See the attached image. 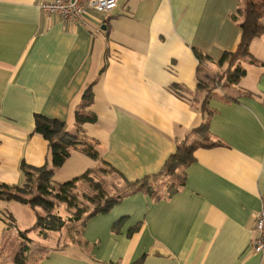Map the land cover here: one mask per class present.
<instances>
[{"label": "crops", "instance_id": "crops-1", "mask_svg": "<svg viewBox=\"0 0 264 264\" xmlns=\"http://www.w3.org/2000/svg\"><path fill=\"white\" fill-rule=\"evenodd\" d=\"M38 2L0 0V184L25 187L32 172L52 167L35 115L76 131L89 90L85 110L95 119L81 130L98 158L75 149V176L101 163L132 185L36 264L264 263L251 250L253 216L264 204L262 34L250 43L244 75L208 99L211 140L192 130L207 119L193 50L216 62L236 48L238 0H119L111 13L88 11L75 24L44 14ZM184 141L215 145L194 149L193 161L176 170L182 184L161 197L135 190Z\"/></svg>", "mask_w": 264, "mask_h": 264}, {"label": "trees", "instance_id": "trees-1", "mask_svg": "<svg viewBox=\"0 0 264 264\" xmlns=\"http://www.w3.org/2000/svg\"><path fill=\"white\" fill-rule=\"evenodd\" d=\"M238 11H241L242 18L239 21V27L241 30L240 39L236 46V48L232 51H224L217 60V62H212L210 57L203 54L201 51L194 49V55L198 59V71L200 70V74L197 77V86L199 89L203 90V97L200 102V112L202 116L207 117L206 120L200 122L197 126L192 128V130L196 133H202L208 140H211V136L208 131V120L209 116L212 113V110L208 107V99L212 96L213 92L221 90V87H229L232 84H236L238 80L244 75L245 69L239 66L240 59L246 56H250L249 46L251 41L262 34L264 32V23L262 19L264 17V0L261 1H251L246 0L245 5L241 8H237ZM251 57V56H250ZM250 60L256 62L255 59L250 58ZM215 64L218 67H224L225 73L219 79L218 77L216 81L212 85L204 80V76L202 77L201 71L205 69L208 64ZM174 91L180 94V87L176 84L173 85ZM91 92L86 90L83 95V104L79 110L76 112V131L75 133H71L66 128V123L62 120L56 118H48L41 114L35 115V126L34 132L41 134L47 141L51 154V168H42L38 170L40 172L37 174L35 179V191L31 198L22 197L19 192H23L24 188L18 185H7L0 184V197L9 198V199H17L25 204H28L31 208H34L35 205L40 204L45 206L47 209H51L54 207V201H58L66 204L67 207H75L78 209L76 202L74 201V196L69 194V191L75 186V183L84 177L86 174L83 173L81 176H76L73 180H69L65 183H58L54 185L51 183L50 176L53 173V168L60 167L65 160L69 157L72 149H80L87 156H90L93 159L98 158V151L95 147V143H89L84 134H82L81 124L85 122H93L95 116L86 112V107L91 103L92 97ZM187 142L184 141L181 145H178L176 151L173 154H170L169 157L165 160L163 166L157 172L144 176L141 180H145L151 176L158 175H167L173 176L176 173L177 168L180 166L187 165L191 161H193L192 152L198 146L201 147H210L215 145L214 142ZM24 173L29 178L30 172L24 168V165H21ZM30 179V178H29ZM182 184V182H181ZM180 184V185H181ZM127 188L131 189L132 184H126ZM135 190H145L152 197L159 198L156 191L151 188L145 187L143 184L138 186H134ZM128 191V192H129ZM126 194V193H125ZM125 194L111 197L106 199L105 202L101 206H97L93 211H91L82 221L80 227H82L86 220L89 217L101 212H106L113 205H115ZM75 214H77L75 212ZM37 216V221L34 223L32 227L26 229L24 231H19V235L22 237V240L28 239L25 236L26 232H31L35 228L41 227L45 230H59L65 224V220L60 216H54V220H50L47 216ZM75 220H79L78 217ZM45 233V232H44ZM44 236V234H42ZM45 237V236H44ZM141 259H138L132 264H139ZM14 264H25V258L22 254H18L15 258Z\"/></svg>", "mask_w": 264, "mask_h": 264}, {"label": "rangeland", "instance_id": "rangeland-1", "mask_svg": "<svg viewBox=\"0 0 264 264\" xmlns=\"http://www.w3.org/2000/svg\"><path fill=\"white\" fill-rule=\"evenodd\" d=\"M245 2L246 0H238L239 7L242 8ZM241 14L242 12L240 11V15ZM262 37L264 39V32H262ZM260 42L263 44L264 41ZM260 53L264 54V48L260 50ZM246 58L243 57L240 59L239 66L243 69L250 66L246 62ZM254 64L257 67V64ZM260 64H262V62ZM262 66H264V62ZM223 72L225 73L224 68L207 66L201 71V75L202 77L204 76L203 78L205 81L212 85L215 83H212V81H216L217 77L219 82ZM239 85L242 86L241 84ZM239 85L238 87H240ZM226 88L228 87H221V90H225L227 93L229 90ZM69 132L75 133V130H69ZM199 134L201 135L202 141L208 140L202 133ZM84 137L89 143L94 144L90 138L85 135ZM75 152H77V150L72 149L69 157L75 154ZM88 157L91 159L90 156ZM68 158L66 159L68 161L65 160L66 163L64 162L60 167L53 170L55 175L52 173L50 181L54 185L56 184L53 181L63 184L69 180H73L76 177L75 174L79 173L78 171L82 167V163H76L75 157ZM82 160H84L83 162H87L86 158ZM37 174L36 172H32L31 175H33V178H30L25 187L23 186L24 191L19 192L22 197L31 198L33 196ZM182 179V170L179 169L173 176H151L145 180L139 181H141V184L145 187L157 190L158 195H161L163 192H167L163 190L164 187L168 190L181 183ZM128 191L129 189L124 181L111 172L106 166L99 163L88 170L84 177L79 179L75 183V186L69 191V194L74 196L73 198L78 209L75 207H67L66 204L58 201H54V207L51 209H48V207L46 209L45 206L40 204L35 205L33 209L17 199L0 197V264H14L18 254L24 256L25 264H36L43 254H47L48 247L56 245L55 241L60 240V243H64L67 240L77 238L79 236L81 221L93 211V209L97 206H101L106 199L123 195ZM75 212L77 214H75ZM37 214L40 216H47L50 220H54V216L56 215L60 216L65 220V224L59 230H45L41 227L35 228L31 232L25 233L28 239L22 240L19 231H24L32 227L37 221ZM76 217H78L79 220H75ZM42 234H44L45 237Z\"/></svg>", "mask_w": 264, "mask_h": 264}, {"label": "built area", "instance_id": "built-area-1", "mask_svg": "<svg viewBox=\"0 0 264 264\" xmlns=\"http://www.w3.org/2000/svg\"><path fill=\"white\" fill-rule=\"evenodd\" d=\"M119 0H39L38 7L44 14L59 17L65 24L84 22L88 11L109 14L118 6ZM254 237L251 250L260 256L264 255V204L253 216ZM264 264V263H261Z\"/></svg>", "mask_w": 264, "mask_h": 264}]
</instances>
